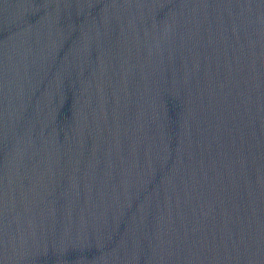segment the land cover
Masks as SVG:
<instances>
[{
	"label": "water",
	"instance_id": "95a60500",
	"mask_svg": "<svg viewBox=\"0 0 264 264\" xmlns=\"http://www.w3.org/2000/svg\"><path fill=\"white\" fill-rule=\"evenodd\" d=\"M0 264H264V0H0Z\"/></svg>",
	"mask_w": 264,
	"mask_h": 264
}]
</instances>
